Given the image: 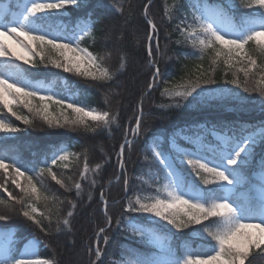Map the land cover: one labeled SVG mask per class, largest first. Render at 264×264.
Returning <instances> with one entry per match:
<instances>
[{
    "label": "snow or ice",
    "instance_id": "snow-or-ice-1",
    "mask_svg": "<svg viewBox=\"0 0 264 264\" xmlns=\"http://www.w3.org/2000/svg\"><path fill=\"white\" fill-rule=\"evenodd\" d=\"M104 6L106 0H97V7ZM15 7V11L0 8V108L6 109L7 113L27 126L39 119L48 128L82 129L99 135L110 129L112 124H118V111L114 114L111 110L91 108L71 95L46 87L42 81L33 82L26 76L33 70L39 73L41 68L52 67L94 81H111L114 78L107 68L101 66L97 55L81 47L80 41L96 23L91 12L77 17L71 27L63 24L53 26L51 23L53 17H63L71 9H88L89 0H15ZM187 9H191V32L187 26ZM241 9L250 11L242 12ZM120 12H123L122 8ZM170 18L185 25L178 30L186 39L178 43L187 42L198 49L199 55L194 52L193 56L200 61L210 57L211 71H205L202 63L194 68L185 64L186 79L177 86L183 90H164L174 100L167 106L168 110L183 108L200 113L232 100L235 102L233 111H242L250 106L252 97L249 94L259 92V107L264 112V62L258 63L259 56H264V0H215L212 5L203 6L193 3V0H177ZM149 24L148 56L152 57L153 41L157 53L160 52V29L154 21H149ZM246 45L250 46L248 50ZM161 61H164L163 67ZM220 64L225 67L222 82L215 79V71ZM25 65L28 67L25 68ZM166 71L164 56L160 60L151 59V81L146 85L147 93L158 89L161 84L171 83L162 79ZM229 72L232 73L231 79H227ZM257 72L261 74L258 81L255 79ZM21 107L27 109L29 115L20 114ZM143 116L142 98L135 116L134 132L137 137L141 133ZM158 119L168 127L153 133L149 151L152 159L165 171L167 196L161 198L156 195L147 202L139 197L135 203L128 200L126 207L121 205L129 214L126 221L120 217L114 220L109 214L108 201L104 199L105 227L99 229L97 237L111 229L113 223L118 229L128 225L131 228L129 237L133 241L136 238L147 240L159 249L151 256L130 252V255L136 256L131 264H252L256 256H264V188L258 197L245 198L238 194L251 169L257 163L264 168V155L257 160L256 153L257 148L264 147V121L245 127L236 122H213L207 118L204 123L192 120L177 125H171L166 117ZM237 127H242L247 134L242 137L236 135L233 129ZM22 130L25 129L10 119H0V143L15 139ZM205 133L214 137V147L205 143ZM126 150L129 153L136 151V142L128 138V133H124V142L119 144L117 152L124 193L129 187ZM70 155L74 154L57 148L49 163L47 157L40 161H25L19 156L0 152V173L6 177L0 183V197L6 194V198H0L4 211L0 221L5 222L0 225V264H54L50 260L29 258L35 254L34 247L43 242L33 233L29 239L32 247L25 245L21 250L20 233L9 228L7 221L15 217L19 220L15 229L31 224L41 232H47L44 220L51 225L53 211L48 209L45 216L37 207L38 201L47 200L46 196H42L47 187L40 183V178L47 174L52 181L70 191L65 180L59 179L53 171L58 161L65 162L67 168ZM41 164L44 166L40 167ZM101 167L97 164L96 170ZM184 167L194 174L191 182L187 179L189 173L182 172ZM88 171L85 162L82 177H86ZM92 183L95 184V181ZM10 185L13 190H10ZM81 187L80 183L75 184L77 195ZM103 195L101 193L102 198ZM68 203L71 210L67 211V218L61 219L60 211L55 212L57 231L61 230V223L71 231L70 218L74 216L77 205L72 201ZM38 213L40 219L37 218ZM158 225L171 232L172 236L186 229L191 230L192 235L209 241L210 250L192 254L193 250L186 246L189 254H181L172 247L167 236L158 234ZM124 230L128 231L127 228ZM104 243H108L107 236ZM94 255L97 260L102 255L99 239ZM90 264H96V260L90 261Z\"/></svg>",
    "mask_w": 264,
    "mask_h": 264
},
{
    "label": "trees",
    "instance_id": "trees-1",
    "mask_svg": "<svg viewBox=\"0 0 264 264\" xmlns=\"http://www.w3.org/2000/svg\"><path fill=\"white\" fill-rule=\"evenodd\" d=\"M176 2L177 0H151V2L149 0H106V6L97 7V0H89V7L86 10L71 9L65 12L63 17L52 18L53 26L63 24L71 27L77 17H84L86 12H91L92 19L96 23L92 31L80 41V44L97 55L101 66L107 68L114 78L111 81H94L52 67L41 68L39 73L36 70L26 73L27 78L33 82L42 81L46 87H52L62 94L71 95L89 107H95L98 110H111L114 114L118 111V124H112L110 129H105L99 135L82 129L73 131L48 128L39 119H36L33 125L27 126L7 113L6 109L0 108L1 119H10L25 129L18 133L15 139L0 143V152L19 156L25 161H40L47 157L49 163L52 153L57 148H66L74 154L71 161L67 163V168L59 162L53 166L57 177L65 180L70 191L52 181L47 174L40 178V183L47 187V191L42 193V196H46L47 200L38 201L37 207L39 212L44 213L45 216L48 214V209L53 211L51 225L46 219L44 220L47 232H41L31 224L25 225L23 229H15V225L19 223L15 217L7 221L9 228L20 233V249L34 233L43 242L39 246L40 256L54 261V264H90L92 260H96V264H101V261L103 264H119L122 261L131 262L136 259L135 255L129 254L130 252L144 256L157 254L159 249L147 240L141 241L136 238L133 241L129 237L131 228L128 225L118 229L113 223L112 228L107 229L99 238L96 234L101 227H105L104 199L108 201L109 214L114 217V220L116 217H120L126 221L129 214L124 212L121 205L126 207L128 200L135 203L137 197L145 200L162 192L167 181L164 178L165 171L152 159L149 151L154 139L153 133H158L168 127L158 117H166L171 125L184 124L192 120L204 123L206 118L213 122L217 120L226 123L236 122L245 127L264 121V112L259 107V92L249 94L252 97L249 102L250 106L242 111H233L235 102L232 100H226L221 106L200 113L188 112L183 108L168 110L167 106L174 103V100L165 94L164 90L165 88L183 90L177 86L186 79L185 64L194 68L196 64L202 63L205 71H211L210 57H205L203 61H200L193 56L194 52L197 56L199 55L198 49L193 48L187 42L178 43V41H184L186 37L181 30H178V28L183 29L185 25L181 24L179 20L170 18ZM193 3H199L201 6L212 5L215 0H193ZM0 8L15 11V0H0ZM121 8L123 9L122 13L120 12ZM241 11L250 10L241 9ZM186 15L189 17L188 31L191 32V9L186 10ZM149 21H154L160 29V52L157 53L156 44L153 41L152 57L148 56L147 36L151 31ZM245 47L248 50L250 46L246 45ZM161 56L167 60V71L162 79L171 83L161 84L158 89L147 93L146 85L151 81L150 61L153 57L160 60ZM184 57H188V59L185 60ZM177 58L180 59L177 60ZM261 62H264V56H259L258 63ZM161 64L163 67L164 61H161ZM260 75L257 72L255 77L257 81L260 79ZM224 78L225 67L220 64L216 68L215 79L222 82ZM231 78L232 73L229 72L227 79ZM240 79L241 81L244 79L242 73ZM65 88H67L66 93L64 92ZM142 98L144 116L141 133L137 137L134 132L135 116L138 114V106ZM19 113L25 116L29 115L27 109L22 107L19 109ZM145 129L147 130L145 131ZM168 130L170 131L171 128L169 127ZM233 132L241 137L247 134L242 127L233 129ZM124 133H128V138L136 142V151L129 153L126 150L125 152L129 180L127 193H124L122 188L123 173L117 160L119 144L124 142ZM204 135L205 143L208 146L214 143L210 133ZM146 141L148 143H145ZM256 153L257 160H259V157L264 155V147L257 148ZM85 162H87L89 171L86 177H82L81 173L84 171ZM97 164L102 165L99 171L96 170ZM43 166L40 165V167ZM183 169L185 173H189L187 179L191 182L194 179V174H191L187 167ZM260 169L263 168L257 163L248 176L254 170ZM38 170L39 168H37ZM5 179L6 177L0 173V183H3ZM92 181H95V184ZM76 183H80L82 186L79 195L76 193ZM37 186L39 187L40 184ZM10 190H13L11 185ZM17 191H14V194ZM101 193L104 194L103 198ZM238 194L241 197L253 198L251 182L241 185ZM0 198H6V194ZM61 201L63 203H60ZM68 201L77 205L74 216L70 218L71 231L69 232L68 226H64L62 223L61 230L57 231L55 212L59 210L61 219L67 218L66 213L71 210ZM0 215H4L3 205H0ZM37 218H41L39 213ZM4 223L0 221V225ZM125 228L128 231H125ZM160 228L164 234L170 235L169 242L181 254H187L186 246L193 250L192 254L210 250L209 241L192 235L191 230L186 229L172 236L171 232ZM105 236L108 238L107 244L104 243ZM24 237L28 239H24ZM97 239H99V246L102 250L99 260L94 255ZM90 248L91 251H89ZM252 264H264V256H256L252 260Z\"/></svg>",
    "mask_w": 264,
    "mask_h": 264
},
{
    "label": "rangeland",
    "instance_id": "rangeland-1",
    "mask_svg": "<svg viewBox=\"0 0 264 264\" xmlns=\"http://www.w3.org/2000/svg\"><path fill=\"white\" fill-rule=\"evenodd\" d=\"M81 47H83V46H81ZM84 48H85V47H84ZM91 108H92V107H91ZM95 109H96V108H95ZM0 119H1V118H0ZM220 134H222V133H220ZM211 136H212V135H211ZM212 137H213V136H212ZM213 139H214V137H213ZM214 140H215V139H214ZM212 146H215V143H214ZM64 149H66V148H64ZM66 150H67V149H66ZM67 151H68V150H67ZM68 152H69V151H68ZM69 153H71V152H69ZM71 154H72V153H71ZM71 158H72V155L69 156V160H68L66 163L70 162V161H71ZM58 162L61 163V164H64V165H65V162H61V161H58ZM58 162H57V163H58ZM67 165H68V164H67ZM182 172L184 173L183 169H182ZM253 176H254V178H255L258 182H260V183H254V184H253V188L256 190V195L259 196V195H260V192H261V189L264 188V170H262V171H260V172H257V173H254ZM246 180H249L247 176H246ZM167 184H168V181L165 182V185H164L163 191H162L160 194H156V195H160L161 198H165V197L167 196V191H166V185H167ZM156 195H153V196H156ZM153 196H151V197H153ZM148 199H149V198H147V199H145V200H144V199H141V200L144 201V202H147ZM157 231H158V234L165 235V236L168 237V239H170V236H169L168 234H164V233L162 232L160 226H157ZM148 242H149L150 244H152V245H155L154 243H152V242H150V241H148ZM27 245H29V241H28ZM155 246H156V245H155ZM29 247H32V246L29 245ZM38 250H39V245H37V246L34 247V253H35V254H34L33 256L29 257V258H32V259H40V260H46V259L41 258V257L39 256ZM119 264H131V262H128V261H122V262H120Z\"/></svg>",
    "mask_w": 264,
    "mask_h": 264
}]
</instances>
